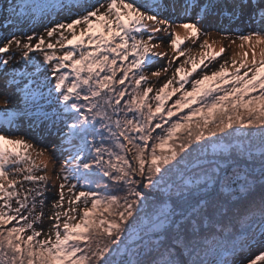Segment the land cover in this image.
<instances>
[{"label":"snow or ice","instance_id":"obj_1","mask_svg":"<svg viewBox=\"0 0 264 264\" xmlns=\"http://www.w3.org/2000/svg\"><path fill=\"white\" fill-rule=\"evenodd\" d=\"M0 264H264V0H0Z\"/></svg>","mask_w":264,"mask_h":264},{"label":"rangeland","instance_id":"obj_2","mask_svg":"<svg viewBox=\"0 0 264 264\" xmlns=\"http://www.w3.org/2000/svg\"><path fill=\"white\" fill-rule=\"evenodd\" d=\"M5 3H6V1H5ZM30 27H31V25H29V26H27V27H24V32L27 33V34H30V32H29V28H30ZM37 30H38V31H42V29H37ZM209 39H210V41H211L212 39H215V40H217V41H220V40H221V37L215 35V32L213 31V35H212L211 37H209ZM224 43L227 44V41H224ZM238 43H239V41H237V44H238ZM219 47H220V44H219V43L213 45V48H214L216 51H219ZM245 47L247 48V45H246ZM165 50H167V49H165ZM233 50H235L236 52H239V51H240V50H239L238 48H236L235 46H232V47L229 48L228 51L226 52L225 57L227 58L228 56H230V55L232 54ZM168 51H170V50H168ZM198 51H199V50L196 49L192 54H193V55H197ZM38 58H39V57H38ZM197 58H198V55H197ZM249 58H250V57H249ZM181 59H183V57H182ZM217 66H218V65H217ZM230 70H231V69H230ZM242 71H243V70H242ZM186 87H188V85H186ZM150 95H151V94H150ZM178 96H179V93H177L176 96L172 97V100L168 101L167 104H168V105H171V103H172V102H173ZM193 107H196V105H193ZM188 111H189V109L185 108V109L183 110V112L178 113V115H184V114H186ZM175 118H176V117H173V119H175ZM34 142L37 144L38 147H42V146H45V145L47 144V139L41 137V138L35 140ZM33 156L35 157V152L33 153ZM37 162L39 163V160H37ZM49 167L51 168V162H49ZM255 254H258V252H254V253H253V255H255Z\"/></svg>","mask_w":264,"mask_h":264},{"label":"trees","instance_id":"obj_3","mask_svg":"<svg viewBox=\"0 0 264 264\" xmlns=\"http://www.w3.org/2000/svg\"><path fill=\"white\" fill-rule=\"evenodd\" d=\"M6 2H7V0H6Z\"/></svg>","mask_w":264,"mask_h":264}]
</instances>
